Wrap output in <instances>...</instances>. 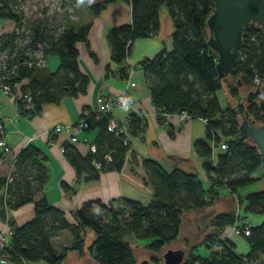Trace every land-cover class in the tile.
Masks as SVG:
<instances>
[{
  "label": "trees",
  "instance_id": "trees-1",
  "mask_svg": "<svg viewBox=\"0 0 264 264\" xmlns=\"http://www.w3.org/2000/svg\"><path fill=\"white\" fill-rule=\"evenodd\" d=\"M107 1L113 0L93 2L89 9L96 13ZM123 1L130 6V23L110 28L105 35L110 61L117 66L118 76H127L126 68L120 65L132 42L156 33L157 11L164 4L173 24L172 48L169 51L161 48L153 57L139 63L150 100L158 115L184 112L189 117L204 119L206 139L216 145L226 138L227 147L216 155L214 164H203L207 187L196 172L178 167L165 171L158 163L143 159L141 166L145 181L154 189L152 199L146 204L125 198L107 203L92 199L70 212L46 201L42 186L47 173L44 157L36 147L24 146L9 157L0 150V166L4 165V170H0V218L11 231L8 246L0 250V258L5 264H59L66 251H81L85 229L94 235L87 251L98 264H137L124 235L149 239L146 249L152 253L160 252L178 235L183 211L212 205L219 188L235 195L240 188L263 178L255 146L248 140L236 138L238 116L234 105L222 107L216 96V91L223 84L228 87L232 99L238 97V90L236 84L230 85L225 77L217 76L215 53L205 42V19L211 12L212 0ZM18 6L19 0H0V19L12 20L15 27L9 33L0 34V84H17L21 92H28L32 110L22 109L20 103L17 109L21 113L32 114L39 112L42 103L57 102L65 95H75L84 90L88 80L78 69L75 45L84 41L88 25L76 30L61 26L46 34L45 21H35L34 41L42 44L43 57L48 54L58 57L56 69L46 73L43 65L35 63L32 53L28 52V43L21 44L27 29ZM242 42L233 61L234 71L229 77L234 83L240 76L260 82L264 79V31L249 23L243 26ZM111 71L107 64L104 75ZM21 80H26V83L19 86ZM246 109L256 122L264 123V112L258 111L256 103L248 104ZM82 111L87 113L88 127L97 129L94 151L81 155L64 142L61 147L65 160L77 172L90 177L97 176L98 172L118 170L130 146L128 136H136L143 131L144 119L128 113L123 123L125 133H115L106 129L107 119L111 116L109 113L95 114L87 107ZM193 147L198 155L211 156V147L206 141L195 140ZM94 163H99L98 169ZM27 202L33 205V215L29 220L16 225L7 218L6 209L12 210ZM244 202L243 213L264 215V188L248 192ZM235 221L233 212L215 214L205 238L208 256L193 254V248H190L180 264H264L261 259L264 257V221L248 225L249 233L243 236L248 244L245 254L236 251L231 239L220 236L224 227L234 225ZM243 227L244 224L239 226L240 229ZM62 229L69 231L71 243L58 252L52 245V237ZM157 259L154 254L148 258L154 263H158Z\"/></svg>",
  "mask_w": 264,
  "mask_h": 264
},
{
  "label": "crops",
  "instance_id": "crops-1",
  "mask_svg": "<svg viewBox=\"0 0 264 264\" xmlns=\"http://www.w3.org/2000/svg\"><path fill=\"white\" fill-rule=\"evenodd\" d=\"M63 1L66 3L61 4L58 10L62 27L76 30L80 26L88 25L84 41H79L75 45L78 69L87 77V84L82 92H77L75 95H65L57 102L42 103L39 112L32 114L19 112L17 104L9 101L0 92V124L3 127L1 138L9 149L4 156H13L27 145L36 147L44 157L43 165L47 173L42 192L50 205L64 212L73 211L82 202L92 199L107 203L109 200L125 198L146 204L152 199L154 189L150 183L145 181V173L141 166L143 159L158 163L165 171L178 167L185 171L196 172L204 186L207 187L208 181L203 164H214L216 155L222 150L217 147V144L213 145L212 141L206 139L204 119L187 115L182 117L180 113L158 115L150 100L142 68L139 66L141 60L153 57L161 48L167 51L172 48L173 24L166 6L162 4L158 8L156 33L148 37L137 38L132 42L128 54L120 65L126 68L127 76L121 78L118 76L117 66L110 61L105 35L110 28L130 23L129 4L123 0L107 1L96 13H93L89 9V5L93 3L90 0ZM96 1L102 0L94 2ZM13 30L15 27L12 20L0 19V34ZM91 54L94 55L95 60ZM107 64L112 71L104 75V68ZM42 65L46 73L52 72L58 65V57L48 54L42 58ZM129 81L134 84L130 87L131 101L128 109L124 110L114 106L108 113L120 123H124L128 113L136 114L144 119L143 131L136 136H128L130 146L118 170L98 172L95 177L77 172L62 154L61 145L67 142L66 133H53L52 127L55 124L69 126L71 133L77 139V144L67 143L73 146L76 152L85 155L86 145L94 144L97 129L87 127L78 130L76 128L82 108L87 107L94 110L97 97L104 100L112 98L120 93ZM25 83L26 80H21L18 85ZM216 96L222 107L233 100L229 95L228 87L224 84L220 90L216 91ZM195 140L206 141L211 147V156L198 155L193 147ZM263 188L264 178L240 188L238 190L240 196L228 193L225 188H219L218 197L212 205L181 213L178 235L165 247L181 248L183 251L185 249L186 254L190 248L194 250L199 243L205 242L211 230L210 220L220 212H233L236 217L233 226L243 224L252 226L264 221V215H253L242 211L245 195L250 191ZM239 202L241 215L237 213L238 207L236 211L234 210V205ZM5 213L8 219L20 225L32 217L33 205L27 202L15 209H6ZM2 226L3 221L0 218V229ZM200 227L206 232L198 241H194L202 233ZM83 233L84 241L81 251H66L59 264H98L87 251L94 235L88 229H85ZM179 235L181 238L177 240ZM124 236L133 251L136 244L135 237L132 234ZM220 236H223L222 233ZM227 238L233 241L236 251L241 254L248 251V244L243 236L229 234ZM70 241V233L65 229L58 231L52 237V245L58 252ZM147 252L154 254L147 249L133 252L136 263L140 261L138 254ZM186 254L184 253V256ZM149 257L147 255L144 258Z\"/></svg>",
  "mask_w": 264,
  "mask_h": 264
},
{
  "label": "water",
  "instance_id": "water-1",
  "mask_svg": "<svg viewBox=\"0 0 264 264\" xmlns=\"http://www.w3.org/2000/svg\"><path fill=\"white\" fill-rule=\"evenodd\" d=\"M253 23L264 31V0H212L211 12L205 19L206 45L215 53L214 68L219 78L233 73V61L242 47L243 26ZM235 84L240 85L237 78ZM256 103L259 112H264V93L257 82L243 96L234 99L238 116V140H248L258 151L262 177L264 178V123H258L249 115L246 106ZM161 263L146 258L137 264H180L184 259L181 248L164 247L160 254ZM0 264H5L0 258Z\"/></svg>",
  "mask_w": 264,
  "mask_h": 264
},
{
  "label": "built area",
  "instance_id": "built-area-1",
  "mask_svg": "<svg viewBox=\"0 0 264 264\" xmlns=\"http://www.w3.org/2000/svg\"><path fill=\"white\" fill-rule=\"evenodd\" d=\"M255 26V25H254ZM256 27V26H255ZM259 28V27H257ZM35 63H40L42 64V59H38ZM133 82H127L125 88L118 94H116L114 97L109 98L107 100L102 99L101 97L96 98V108L94 110H91L95 114L99 113H108L110 109L114 106H117L121 109H128L131 101L130 97V87L133 86ZM0 92L7 97V99L13 103H20L22 109L25 110H32V105L30 101V95L28 92H21L17 86V84L10 85L8 83H2L0 84ZM181 116H185L186 114L184 112L180 113ZM87 113L85 111H82L77 123H76V128L78 130L87 128ZM106 129L108 131H114L115 133H125L124 129V124L117 122L112 116H110L107 119L106 122ZM51 131L53 133H66V140L67 142L71 144H77V139L76 137L71 133L70 127L69 126H64L62 124H55ZM3 132V127L0 124V150L2 152H8V147L1 138ZM226 138H222L219 143L217 144V147L220 150H225L227 147L226 143ZM62 149V147H61ZM86 150L93 152L94 151V145H86ZM105 159L109 160V156L105 155ZM94 166L96 169L99 168V163H94ZM249 233L248 231V225L244 224V227L242 229L239 228V226H225L222 232V237H227L229 234H234V235H241V236H246ZM11 235V231L7 229L6 224L2 226L0 229V250L8 246V240L9 236Z\"/></svg>",
  "mask_w": 264,
  "mask_h": 264
},
{
  "label": "rangeland",
  "instance_id": "rangeland-1",
  "mask_svg": "<svg viewBox=\"0 0 264 264\" xmlns=\"http://www.w3.org/2000/svg\"><path fill=\"white\" fill-rule=\"evenodd\" d=\"M91 2H94L95 0H90ZM66 3L63 0H19V6L18 8L22 11L23 14V19H24V23L26 26V31L24 32L23 35V39L21 40V44H26L28 43V52L32 53V56L34 57V59L37 61L38 59H42L43 55H42V44L38 43L36 41H34V32H33V26L35 21L37 20H43L44 22V29L46 34H49V32L51 31H56L58 29H60V27L62 26V23L60 21L59 18V13L58 10L60 8V5ZM228 80V83L230 85L236 86L234 83V80L232 78H230L229 76L225 77ZM240 85L236 86L237 90H238V96H243L245 94V90L249 89V88H253L255 82H257V79H253V80H249L247 79L245 76H240ZM259 82V81H258ZM260 87L263 91V87H264V79L260 81ZM231 106H233L234 104V99L231 102H228ZM9 167V166H7ZM4 170V165L0 166V170ZM240 192V191H239ZM237 196H240L238 192H236ZM239 204L236 203L234 206V210L236 211V207H238V211L237 213L239 215H241V207H239ZM3 222V226H4ZM184 223H186V221H184ZM200 231H202V233L200 234L199 238L197 240L194 241H198L201 236H203V234H205L206 231H203V228L200 227ZM181 238V235H179V237H177V240H179ZM136 239V244L133 247V252L135 253V251H142L145 250L146 248L144 247L146 245V243H149L150 240L149 239ZM128 241V240H127ZM191 241V242H194ZM187 242V241H186ZM71 243L68 242L69 246ZM189 246V245H188ZM194 254L200 256V257H206L208 255V248L206 243H199V245L193 250ZM184 253L186 254V250L184 249ZM155 256L158 258L157 261L159 263H161V251L154 253ZM140 260L143 259L144 257H147V255L151 256L152 254L150 253H145V254H138ZM261 259L263 260L262 262H264V257H261Z\"/></svg>",
  "mask_w": 264,
  "mask_h": 264
},
{
  "label": "flooded vegetation",
  "instance_id": "flooded-vegetation-1",
  "mask_svg": "<svg viewBox=\"0 0 264 264\" xmlns=\"http://www.w3.org/2000/svg\"><path fill=\"white\" fill-rule=\"evenodd\" d=\"M258 82V81H257ZM257 82H255V83H257ZM259 84H260V82H258ZM261 88V87H260ZM249 89H251V88H249ZM248 90V89H247ZM246 91V90H245ZM261 91H262V89H261Z\"/></svg>",
  "mask_w": 264,
  "mask_h": 264
}]
</instances>
